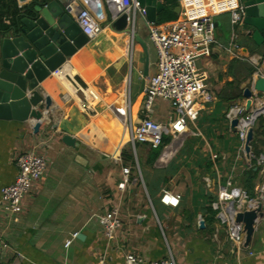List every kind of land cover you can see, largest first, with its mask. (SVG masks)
<instances>
[{
  "label": "crops",
  "instance_id": "obj_1",
  "mask_svg": "<svg viewBox=\"0 0 264 264\" xmlns=\"http://www.w3.org/2000/svg\"><path fill=\"white\" fill-rule=\"evenodd\" d=\"M13 1L15 4L6 2L3 9L5 20L12 15V9L32 0ZM91 1L75 0L74 6L87 8ZM99 1L104 20L102 33L78 49L65 65H72L70 70L80 81L101 91L102 108L114 103L116 91H127L126 79L122 89L110 71L119 64L121 53L129 51V38L112 29L110 23L107 25L108 10ZM215 18L216 35L222 45L229 40L230 15L223 13ZM238 31L239 51L215 47L209 55L196 59L213 98L189 123L183 140L163 148L154 160L150 157L151 147L141 144L133 165L123 159L117 161L114 155L126 146L120 144L122 134L117 130L116 134L113 127L119 117L109 106L99 109V115L90 116L80 109L75 98H62L73 89L65 78L49 76L40 83V90L49 95L53 106L50 111L42 107L44 116L38 133L34 132L33 120L0 118V235L9 243L1 257L2 264H98L102 256L113 264H125L131 253L149 264L165 258L168 248L174 252L177 264H264V217L248 244L237 251L212 205L220 186L229 179L252 196L257 195L264 181V173L251 159L243 157L237 132L225 117L231 104L243 97L242 89L257 71L254 57L261 56L264 73V40L258 44L244 23ZM115 34L123 36L125 47L115 42ZM153 49L154 73L157 55ZM250 68L253 72H249ZM173 113L168 101L158 99L150 114L167 122ZM65 133L77 139L76 147L62 141ZM32 149L50 160L45 173L25 196L18 221H11L1 205V189L18 174L17 154ZM135 162L140 167L138 175L134 172ZM251 163L258 171L252 190L243 185ZM126 166L131 169L130 183L122 189L119 184ZM170 196L180 198L176 201L168 199ZM115 207L120 211L122 228L114 237H108L98 215ZM75 232L82 238H73ZM68 240L71 243L66 245Z\"/></svg>",
  "mask_w": 264,
  "mask_h": 264
},
{
  "label": "built area",
  "instance_id": "obj_2",
  "mask_svg": "<svg viewBox=\"0 0 264 264\" xmlns=\"http://www.w3.org/2000/svg\"><path fill=\"white\" fill-rule=\"evenodd\" d=\"M96 1L92 0L90 7L75 12V18L82 32L90 40L98 37L104 28L102 25L104 20L98 15ZM100 1L108 10V16L105 15L107 24L126 14L131 29L133 32H138V18L144 20L148 28V40L155 48L157 55L156 70L147 79L144 89L140 117L136 120L132 117L130 109L132 107V79L130 77L123 100L125 108H128L127 113L115 107V103H112L109 109L123 121L125 119L127 144L132 146L135 157L137 144H148L152 148H157L162 146L165 137L173 139V142L163 147L169 149L178 139L183 140L189 123L198 118L201 108L213 98L205 82V77L197 69L196 59L209 55L215 47L223 48L216 35L215 17L229 13L231 34L228 46L223 49L237 52L241 48L238 27L243 24L246 6L241 0H177L180 13L174 22L151 24L146 19V9L141 6L140 0ZM128 35L132 52L137 42L133 33H128ZM260 58L261 56L254 57L253 61L259 68L257 67L250 83L243 88V97L231 104L225 117L229 127L237 132L243 157H246L248 161L251 159L261 173H264V150L256 153L253 149L257 122L260 117H264V91L256 86L258 79L264 78ZM50 76L71 81L72 92L63 95L62 98L65 100L75 98L83 112L90 116L98 115L96 104L100 101L99 92L90 88L89 84L80 81L75 73L72 75L67 72L65 63L52 71ZM246 88H249L251 92L250 97L244 94ZM158 99L168 101L173 108L174 114L167 122H160L150 114ZM248 101L250 102L249 106ZM251 131L253 136L249 139ZM121 139L120 144L122 145ZM120 153L121 147L115 158L122 162ZM16 165L18 167L16 180L1 189V205L9 212L11 221H18L25 196L45 173L48 163L44 157L26 151L17 155ZM136 168L140 172L138 162H136ZM122 173L123 177L119 186L125 189L130 183V167H124ZM172 198L178 201L180 196H170L168 199ZM212 205L216 209V217L225 225L232 245L237 251H240L246 245V214L255 213L254 230L264 217V181L259 187L257 195L252 196L245 188L236 185L229 179L225 185L220 186L219 194ZM98 220L108 237H114L122 228V220L117 209L98 216ZM72 237H78V233H73ZM70 243L71 240H68L66 245ZM8 249L9 243L0 235V264H2V255ZM98 264L113 263L102 256ZM125 264H145V261L138 254L131 253L126 256ZM149 264H177V260L174 252L168 248L165 258L152 261Z\"/></svg>",
  "mask_w": 264,
  "mask_h": 264
},
{
  "label": "water",
  "instance_id": "obj_3",
  "mask_svg": "<svg viewBox=\"0 0 264 264\" xmlns=\"http://www.w3.org/2000/svg\"><path fill=\"white\" fill-rule=\"evenodd\" d=\"M74 1L32 0L20 6L18 14L5 20L6 26L0 27V118L33 120L34 132H39L44 116L42 107L50 111L52 105L49 95L40 90V83L91 41L75 18V12L81 11L83 7L74 6ZM140 3L146 9V19L151 24L157 23L158 15L166 9L161 0H140ZM243 4L246 6L243 23L250 28L249 34L260 44L264 40V0H245ZM96 7L98 15H101L100 3L96 2ZM174 11L179 14L180 6L177 5ZM110 24L107 25L117 32L133 33L146 55L134 103L144 93L147 79L153 73L151 43L141 33L133 32L126 14ZM256 86L264 91V78L258 79ZM244 94L251 96L249 88L245 89ZM252 136L251 131L249 139ZM62 141L70 147L78 144L77 139L69 133L62 136ZM78 158L82 163L86 162ZM254 216L255 213L251 212L245 217L247 244L254 231ZM82 236L78 234V237Z\"/></svg>",
  "mask_w": 264,
  "mask_h": 264
},
{
  "label": "rangeland",
  "instance_id": "obj_4",
  "mask_svg": "<svg viewBox=\"0 0 264 264\" xmlns=\"http://www.w3.org/2000/svg\"><path fill=\"white\" fill-rule=\"evenodd\" d=\"M138 19H139V21H138V25L139 26L137 25V31L140 32L144 37L148 38V28H147V25L146 24H143V20L141 18H138ZM230 34H231V28H230ZM119 37H118L117 34L113 35V39L115 40V42L117 44L119 42V43H121L125 47L126 46V43H125V41H123V36L119 35ZM229 39H230V36H229ZM109 40L111 41V39H109ZM124 40H125V37H124ZM220 42H221V40H220ZM228 43H229V40L223 42L222 43L223 48H226L228 46ZM150 47H151V55H152V58H153V64H154L155 60H154V49H153V45L151 44ZM128 50L129 51L127 52V54H122L121 53V56L119 58V64L117 66H114L111 69V71H110L111 73L110 74L111 75H114L113 76L114 77V80L117 81V83L121 84L120 86L122 87V89L124 88V79H126L124 91H125V89L127 90L126 85H127V87L129 86V77L132 79V96H131V100L133 102L134 95L138 92V90L140 88V77L142 75V71H143V67H144V64H145L146 55L143 52L142 47L139 44H136V47L131 52V47H130V42L129 41H128ZM133 51H134V55H133ZM96 53H97V55H100L101 51L99 49H96ZM122 82H123V84H122ZM115 94L118 95V97H116L115 98V101H114L115 107L116 106H122V108H123L125 106V104L123 103V100L125 98L126 93L123 94V92L116 91ZM142 98H143V93L136 100V101H138V103L136 105V108H134V110H132V107L134 105L130 108L131 109V113H133V116L135 118H137V119L140 117V114L139 113H140V108L142 107ZM111 102H113V101H111ZM111 104L112 103H108L104 107L110 106ZM132 104H134V103H132ZM52 106H53V103H52L51 107ZM104 107H102V108H104ZM96 108H98L97 105H96ZM102 108H98V109H102ZM50 110H51V108H50ZM127 111H128V108H126L124 110V112H126V113H127ZM127 117H129L128 114H127ZM41 122H42V120H41ZM122 122L123 123H122L121 126H123V127L120 126L121 127V130L120 131H121V134H122L123 138L121 140H123L122 144L127 145V138L128 137H127V134L125 132V127H124L125 126V119H124V121L122 120ZM137 145L138 146L136 147V151L138 152L139 151L138 149L141 147V144H137ZM126 147H130L132 149V146L130 144H128ZM27 151L34 152L35 154L44 157L47 163H48V159L50 160V158L47 159L42 153H40L39 151H37L35 149L27 150ZM118 154H119V152H118ZM118 154H115V155H118ZM16 158H17V156H16ZM137 171H138V169L136 168V165H135V168H134L135 175H138L139 174V171L138 172ZM16 178H17V176H16ZM16 178H15V180H16ZM113 209H117V207H115ZM117 210H118V213H119V216H120V211H119V209H117ZM102 214H104V213H102ZM102 214H99L98 216H100ZM120 218H121V216H120Z\"/></svg>",
  "mask_w": 264,
  "mask_h": 264
},
{
  "label": "trees",
  "instance_id": "obj_5",
  "mask_svg": "<svg viewBox=\"0 0 264 264\" xmlns=\"http://www.w3.org/2000/svg\"><path fill=\"white\" fill-rule=\"evenodd\" d=\"M6 2H7L6 0H0V27L6 26V23H5L6 17L3 14V9L7 5V3H8V5L15 4V1H13V0L8 1L7 3ZM163 2L166 5V9L158 15L157 24L174 22L178 18V14H176L174 11L175 7L178 5V1L177 0H163ZM19 10L20 9L18 7H15V9H12V12H11L12 15L8 19H11L14 16H16V14H18ZM262 46L264 48V43L262 44ZM263 55H264V52H263ZM251 71L253 72L252 68L249 69V72H251ZM242 94H243V89H242ZM169 143H170V138L165 137L163 140L162 146L157 147V148L151 147V152H150L151 153V156H150L151 160L156 159L160 155V153L162 152L163 147ZM125 147L123 148V150L121 152L122 159L124 161L131 162V164L133 165L134 160H135L133 150L130 147H126V148ZM253 149L256 153H259L260 151H262V149H264V117H260L258 122H257V126L255 129V135H254V141H253ZM257 174H258L257 170H255L254 168H250L245 173V178H243V180H244L243 185L245 187H247L248 189L252 190L253 182L256 179ZM249 193H250V191H249ZM211 213L214 214V211L212 209H211Z\"/></svg>",
  "mask_w": 264,
  "mask_h": 264
},
{
  "label": "bare ground",
  "instance_id": "obj_6",
  "mask_svg": "<svg viewBox=\"0 0 264 264\" xmlns=\"http://www.w3.org/2000/svg\"><path fill=\"white\" fill-rule=\"evenodd\" d=\"M127 35H128V34H127ZM128 38H129V35H128ZM76 60H77V59H76ZM69 64L71 65V63H69ZM71 66H72V65H71ZM71 66H69L68 64L65 65V67H66V69H67V72L70 71L69 73L73 75L74 73L70 70V69H71ZM55 77H56V76H55ZM89 85H90V84H89ZM60 87H61V86H60ZM90 88L97 90L93 85H90ZM97 91H98V90H97ZM98 92H99V91H98ZM99 94H100V96H99V97H100V101H98V103L96 104V105L98 106V108H100V105H101V103H102V99H103L102 96H101V93H100V92H99ZM140 96H141V94L137 97V99H138ZM137 99H136V100H137ZM137 103H138V101L135 102V104H134V106H133V109L136 108ZM116 107L119 108V109L121 108V110H123V111L126 109L125 106H124L123 108H122V106H116ZM98 108H97V109H98ZM107 108H109V107H107ZM104 109H106V108H104ZM98 111L100 112L99 109H98ZM99 114H100V113H98V115H99ZM96 116H97V115H96ZM132 117H133L135 120L137 119V118H135V117L133 116V114H132ZM116 120H117L118 122L115 121L114 124H113V127H114V129H115V133L117 134V131H119V133H121L120 130H121V127H123V126H121L123 122H122L119 118H117ZM120 126H121V127H120ZM116 130H117V131H116ZM121 141L123 142V140H121ZM166 154H167V153H166ZM168 154H169V153H168ZM168 154H167V155H168ZM171 155H172V154H171ZM166 157H167V156H166Z\"/></svg>",
  "mask_w": 264,
  "mask_h": 264
}]
</instances>
